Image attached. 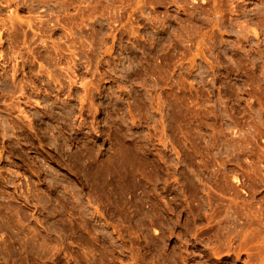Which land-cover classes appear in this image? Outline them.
<instances>
[{"label":"rangeland","instance_id":"1","mask_svg":"<svg viewBox=\"0 0 264 264\" xmlns=\"http://www.w3.org/2000/svg\"><path fill=\"white\" fill-rule=\"evenodd\" d=\"M0 264H264V0H0Z\"/></svg>","mask_w":264,"mask_h":264}]
</instances>
